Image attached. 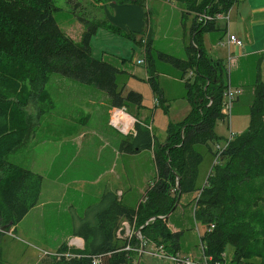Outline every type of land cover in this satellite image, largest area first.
Wrapping results in <instances>:
<instances>
[{
	"label": "trees",
	"instance_id": "1",
	"mask_svg": "<svg viewBox=\"0 0 264 264\" xmlns=\"http://www.w3.org/2000/svg\"><path fill=\"white\" fill-rule=\"evenodd\" d=\"M66 1L73 12L85 10L84 17L74 14L84 27L79 41L59 26L53 12L62 8L55 5V0H0V224L3 228L18 224L38 202L43 176L10 162L7 157L23 143L28 129L25 108L32 94L43 90L50 74L104 92L114 108L143 107L142 94L125 91L128 72L103 58L104 55L99 59L93 57L91 48L92 37L99 28L137 40L135 34L96 15L103 0ZM114 1L118 5H143L144 0ZM177 1L194 15L189 43L184 49L186 59L156 52L159 60L179 71V79L184 81L183 99L190 103V110L183 119L169 123L163 143L156 140L149 126L137 120L134 133L123 138L118 146L123 154L153 151L154 183L146 189L137 208L126 205L116 193L106 189L100 200L75 221L73 235L83 239V247L63 242L38 264H134L136 252L127 250L126 246L136 248L132 244L137 241L132 237L119 240L116 236L122 218L137 224L147 223L141 228L144 238L162 245L169 254L181 253L184 230L179 227L178 231H172L164 217L174 212L182 195L196 193L193 217L204 227L199 236L204 254L214 261L227 262L226 247L231 245V264H264V78L257 77L250 85L233 87L226 78L223 60L214 59L205 51L203 36L216 31L223 35L227 29L215 27L216 18L209 21L199 18L204 14L228 12L236 0ZM145 36L138 43L142 45ZM150 47L148 42L145 49L151 73L148 82L163 105ZM189 72L192 74L185 79ZM123 77L126 81L120 84ZM243 86L248 88L247 99ZM229 87L241 89L234 104L243 103L248 124L241 133L233 132L219 163L210 165L206 181L201 184V165L206 157L213 158L214 143L222 140L215 128L219 120L225 122L223 98Z\"/></svg>",
	"mask_w": 264,
	"mask_h": 264
},
{
	"label": "rangeland",
	"instance_id": "2",
	"mask_svg": "<svg viewBox=\"0 0 264 264\" xmlns=\"http://www.w3.org/2000/svg\"><path fill=\"white\" fill-rule=\"evenodd\" d=\"M108 1L103 0V3L108 6ZM112 1L116 3L114 0ZM240 1L236 0L237 4H239V13L244 17L251 15L252 5L264 3V0H245L244 3ZM68 2L66 0H55V5L62 8V10L53 12V15L59 26L74 40L79 41L84 27L74 14L78 15V17H84L85 10L80 9L73 12L71 6L67 4ZM130 4L140 7L143 10L142 17L145 19V22L147 21L145 29L141 34L133 31L137 40L119 35L105 28H99L92 37L91 48L93 57L99 59L105 55L106 59L117 63L120 68L128 72L129 77L125 91L133 90L142 94L143 107L141 109L134 106L120 109L114 108L111 106L104 92L70 80L62 75L50 74L43 90L35 91L25 108L28 122L27 134L21 146L8 155L7 159L10 162L18 165L24 162L28 163L29 167L42 173L43 179L48 183L55 181L61 184L70 183L71 181L74 183H87L95 188L92 192L97 195L99 187L103 183L110 181L109 174H106L105 178L97 182L98 178L93 177L97 171L93 170L91 172L88 168H82L81 173L85 175L82 177L80 172L67 167L68 164L70 165L74 162V155L78 156L79 153L87 152L88 148L85 158H89V156L98 157L97 147L100 143L102 142L106 145V141L114 138L119 146L123 138L134 132V124L137 120H142L147 126L151 125L150 129L157 136L155 137L156 140L163 143L167 136L169 123L171 121L177 122L188 114L191 106L186 99H183L185 90L183 83L181 84L178 78V71L169 63L159 60L156 51L170 53L179 58L185 57L184 49L189 43V33L194 15L189 13L185 5L177 0H144L143 5ZM231 7L228 9V12L219 13L216 20L225 19L229 26L228 29L230 28L231 32L240 35L239 37L250 55L248 60L242 63L234 61L229 67L226 61L227 54L225 48L216 45L218 40L223 42L226 40V33L223 35L222 32L213 33L216 36L214 38L216 39L215 42L211 40L213 43L206 36H203L204 46L208 54L215 45V49L218 52L216 54L217 58L220 57L223 60L225 65L223 69L225 68L224 72L227 74L226 78L231 80L233 87L235 85L246 86L252 84L257 77L264 78V22L259 20L261 19V16H259L258 20L260 22L255 24L250 25V21L246 24H236L237 8L235 7L232 10L231 17L229 14ZM108 10L111 14H114L110 7H108ZM102 11L103 9H101L99 14L96 12V15L106 17L107 15L102 13ZM225 20L219 21L217 26L220 28L226 27ZM143 36L145 38L144 41L141 40V45L140 42L138 43V39L140 37L143 38ZM148 42L152 47L150 49L153 57L152 62L157 74L155 78L162 92L161 100H164L162 102L163 105L160 104L159 97L154 94L148 82L151 74L148 72V61L145 55ZM117 58L120 60L124 59L125 62L121 63ZM137 60H144L145 63L142 65L137 64ZM125 81L126 78L123 77L120 84L125 83ZM244 86L243 89L246 91L248 88ZM243 93L244 98L247 99L249 92ZM154 97L158 100V103H154ZM116 110H121L119 112L123 111L133 120L132 126L130 125L131 128L129 129L130 126L128 127L129 130L121 127L123 130L121 133L118 129L107 125V122L110 121ZM243 113V103L241 101L235 102L229 126L228 118L225 119V122L222 120L217 122L215 131L218 135L222 136V140L229 136L230 129L235 133L244 131L249 117ZM117 115L118 113H116V117ZM144 116H147L146 119L143 118ZM66 131L70 132V134H65ZM94 131L99 132L98 137L83 136L82 138L80 136ZM126 131L128 132L126 133ZM71 134H74V137ZM152 157L153 151L151 153L144 152L138 158L126 159L129 166H126L125 169H129V171L125 175L121 174L119 179H116L115 176L112 177V181L116 183L118 181V185L120 186V188L115 187V189L114 186L116 184H113V188L116 191L120 190L121 193L128 192L123 197V200L128 198L129 200L134 199L136 201L142 192L140 186L144 184V193L148 185L154 183L156 166L154 157ZM85 158L76 159L75 164L83 163ZM212 161L213 158L208 156L201 165V184L206 181V176L211 170L210 165L212 167ZM93 162L97 161L94 160ZM79 167L83 166L79 165ZM88 175L90 178L87 177ZM130 179L135 189H132V184L129 183ZM134 190L139 197L131 195L135 192ZM197 195L198 193L182 195L174 212L166 218L168 220V228L170 227L171 229V226L177 229L179 227L183 228L181 254L191 258H197L200 255L199 236L204 231L202 224L197 222L193 217V198ZM125 201L123 202L126 205L131 206L127 204V200ZM44 212L35 209L23 218L22 222L20 221L16 224V228L12 231L10 230L12 226L3 228L0 224V264H38L47 253H54L59 244L63 242H75L78 244V240H76L79 239L78 237L68 238L66 235L58 233L59 229L56 228V220L50 206L46 207ZM127 221L130 222L129 220ZM145 224L147 223L137 224L135 222V225L130 228L131 233L136 232L137 236L142 238L141 243H139L140 239L137 242L138 244L133 242L132 246L137 245L136 248L131 247V245H128L126 248L136 252L134 264H136V260L139 258L141 245L146 239L144 238V233H141V228ZM120 226L121 221L119 223ZM132 239L136 241L135 236ZM79 240L81 242V239ZM146 240L150 244L145 248L143 246V250L148 251L146 248L152 247L151 253L153 249L159 246L158 244H154L153 241ZM232 255L233 247L228 245L226 247L227 264H231ZM157 257L168 261L167 264H175L160 256Z\"/></svg>",
	"mask_w": 264,
	"mask_h": 264
},
{
	"label": "crops",
	"instance_id": "3",
	"mask_svg": "<svg viewBox=\"0 0 264 264\" xmlns=\"http://www.w3.org/2000/svg\"><path fill=\"white\" fill-rule=\"evenodd\" d=\"M240 2L244 3L245 0H241ZM237 3L238 2H236L231 7V9L229 10V14L232 17V10L235 7L237 8V14L238 15H237L236 24H239V25L240 24H246L250 21L249 24L252 25V24H255L257 22H260L259 20L264 22L263 21L264 20L263 19L264 18V3H258L256 5H252L251 15L247 16V17H244L241 13H239V6H238L239 4H237ZM108 7H110L112 9L114 14L110 13V11L108 10ZM102 9H103L102 13L107 15L106 17L108 18V20L111 21L112 23L116 24L117 26H119L125 32L135 31V32H138L139 34H141L143 32V30L145 29L146 22H145V19L142 17L143 16V10L136 5H133V4L118 5V4L114 3L112 0H109L108 6L105 5V3L102 4ZM146 13H147V10H146ZM259 16H261V19H259ZM223 20H221V19H219L218 21L216 20V22L214 24L215 27L220 28L217 26V23L219 21H223ZM225 23H226V20H225ZM226 26H227V23H226ZM223 28H226V27H223ZM228 31L230 34L237 36L241 40V38L239 37L240 36L239 34L237 35L234 32H231L230 28L228 29ZM213 33H215V32L206 33L204 36H206L209 41L214 40V42H215L216 39H214V38H216V36ZM217 35L219 36V34H217ZM249 37H250V35H249ZM216 45H220V46L224 47L226 54H227L228 47H229V50L234 55V60L231 63H233L234 61H237L239 63H242L243 61L246 62L250 56L249 53L246 51L244 43L242 46H236L235 44H231L228 46L227 45V38H226V40L224 42L218 40L216 42ZM144 53H145V51H144ZM216 54H218V52L215 49V45H214V47L212 48V51H210V53H208V55L214 59H220V57L217 58ZM171 55H173V54H171ZM103 58H106L105 55ZM180 58L186 59L185 57H180ZM144 63H145V61H144ZM142 64H140V65H142ZM146 66H147V64H146ZM176 71H178V70H176ZM178 74H179V71H178ZM189 76H190L189 73H187L185 75V79H187ZM179 77L180 76L178 75V78ZM179 80H180L181 84L184 82L181 79H179ZM155 101H156V98L154 97V103H157ZM146 117L147 116H144L143 118L146 119ZM138 121L141 123H144L142 120H138ZM104 124L106 125V123H104ZM107 125L111 126L114 129H118V128L112 126L110 121L107 122ZM100 131H101V129H100ZM118 131L121 132L122 130L118 129ZM66 133L70 134V132H68V131H66L65 134ZM71 135L74 137V134H71ZM98 135H99V132L94 131L92 133L88 132V133H85L84 135H80V136L83 138V136L98 137ZM117 146L118 145H117V141L115 138L110 140V141L109 140L106 141V145H104L101 142L100 145L97 147L98 157L89 156V158H85L86 153L88 152V148H87V152L85 151V152L79 153L78 156H75V155L73 156L74 162L72 164L69 165L67 163L68 168H70L71 170H75V171L80 172V175L82 177L85 176L81 173L82 168H88L91 172L93 170L97 171V173L93 176L94 178L95 177L98 178L97 182L100 179L105 178L106 174H109L110 181L103 183L99 187L97 195L92 192L95 188L93 186L87 184V183H74L72 181L70 183H65V184H61V183H58L56 181L52 182V183H48V182H46L45 179H43L41 189H40L39 198H38V202L33 208L30 209V211L27 213V215H29L35 209L44 212L46 207L50 206V208H52V210H53L52 213L54 214V219L56 220V223H55L56 228L59 229L58 233L60 235H66L68 238H72V237H76L73 235V229L75 226V221L78 218L83 217L84 212L87 208L96 204L100 200L102 193L106 189L116 193V195H118V198L122 202L127 200V204L131 205L130 207L137 208V206H138L139 202L141 201L144 193L146 192L145 191L143 193V187H145V186H143L144 184H142V186H140L142 189V192H141L142 195L139 194L140 197L138 195H136L135 190H134L135 192L131 194V195H133V197H137V196L139 197V198H137L136 201L134 199L129 200L128 198H125L123 200V197H125V194H127L128 192L127 193L126 192L121 193L120 190L116 191L115 187L120 188V186L118 185V181H117V183L115 181H112V177L115 176L116 179H119L121 174L125 175L126 172L129 171V169L128 170L125 169L126 166H129L128 161H126V159L138 158L139 155L143 154L144 152H150L151 153L152 151L146 150V151H142L141 153H138V154H123V153L118 151ZM11 153H9V155ZM82 158H85L83 163L75 164L76 159H82ZM114 159H116V161H114ZM94 160H96L97 162H93ZM79 165H82L83 167H79ZM20 166L25 167L29 170L34 171V172L40 173L39 171L29 167L28 163H26V162L20 163ZM40 174H42V173H40ZM87 177L90 178L89 175ZM129 183L132 184L131 179L129 180ZM113 184H116V186H114L115 189L113 188ZM150 184L152 185V183H150ZM149 185H148V187H149ZM131 187H132V189H135L133 187V184L131 185ZM134 225H135L134 221L128 222L126 220V218H122L121 226L118 228L117 233H116L117 238L119 240H127V239L135 236L137 242L139 239H142V238H139V236H137L136 232L131 233L130 228H131V226H134ZM16 226L17 225L12 226L10 230L12 231L13 229L16 228ZM133 228L135 229V227H133ZM171 230L172 231H178L179 229L175 228L174 226H171ZM121 232H123V233H121ZM78 238H80V237H78ZM80 239L82 241V247H83L84 241L82 238H80ZM142 242H143V240H142ZM144 242L146 243V245ZM144 242L141 245V249L143 248V246L145 248L146 246H148L150 244V243H147L145 240H144ZM68 243L69 242H67V244ZM139 243H140V240H139ZM59 245H61V244H59ZM126 248H127V246H126ZM146 249H148V251L143 250V249L141 250L142 256H141L139 264H167L168 263V261L162 260V259L158 258L156 255L151 254L150 251L152 250V247H149ZM154 250L155 249H153V251ZM137 261H138V258L136 260V264H137ZM164 261H166V262H164Z\"/></svg>",
	"mask_w": 264,
	"mask_h": 264
},
{
	"label": "built area",
	"instance_id": "4",
	"mask_svg": "<svg viewBox=\"0 0 264 264\" xmlns=\"http://www.w3.org/2000/svg\"><path fill=\"white\" fill-rule=\"evenodd\" d=\"M218 15H219V13H216L214 16H209V15L204 14L203 16H201L199 18V20L201 21L204 19L205 21H209L213 18L218 19L217 18ZM221 19H223V18H221ZM226 23H227V21H226ZM228 27L229 26L227 23V26H226V29H227V31H226L227 45L229 46L231 44H235L236 46H242L243 45L242 41L237 36L230 34L228 31ZM233 60H234V55L232 54V52L229 50V47H228L226 61L229 64V67H230L231 62ZM142 63H144V60H137V64H142ZM191 74H192V72H189V75H191ZM240 93H241V89H235V88H231V87H229L228 90H226L224 93L222 112L226 116L225 119L228 118V124L230 123V118L232 115L234 100ZM156 102H157V100H156ZM119 111H121V110L115 111V113L111 117L110 123L112 126L122 130V128H121L122 126L115 122V114L118 113ZM127 132L128 131H126V133ZM232 135H233V132L230 129V134L228 137H226L224 140H222L220 142L214 143V147H213L214 156H213L212 165H216L219 163L220 155L223 152V150L226 148V146L228 145ZM213 227H214L213 225L210 226L211 229ZM76 240L80 241L79 239H76ZM68 245L76 247V248H82V242L80 244L79 243L76 244L75 242H70V243H68ZM199 249H200V255L197 256V258H191V257L185 256L181 253L169 254L164 250L162 245L157 246L155 248V250L153 252H151V254L156 255V256H160V257L167 259V260H170L175 264H227L226 261H214V260H212L211 257L206 256L204 254L203 245L201 243L199 245ZM223 257H225V255H223Z\"/></svg>",
	"mask_w": 264,
	"mask_h": 264
},
{
	"label": "bare ground",
	"instance_id": "5",
	"mask_svg": "<svg viewBox=\"0 0 264 264\" xmlns=\"http://www.w3.org/2000/svg\"><path fill=\"white\" fill-rule=\"evenodd\" d=\"M115 117H116V114H115ZM115 122L118 123V124H121V126L124 127L125 129H128V127L130 125L132 126L131 123L133 122V120L131 119V117L129 115L125 114L122 111V112H118V115L116 117ZM77 243H81V242L80 241H77Z\"/></svg>",
	"mask_w": 264,
	"mask_h": 264
},
{
	"label": "water",
	"instance_id": "6",
	"mask_svg": "<svg viewBox=\"0 0 264 264\" xmlns=\"http://www.w3.org/2000/svg\"><path fill=\"white\" fill-rule=\"evenodd\" d=\"M178 203V202H177ZM177 205V204H176ZM172 213V211H170L164 218L166 219L170 214ZM140 243H141V239H140ZM141 248H140V254H139V258H138V261H137V264L140 263V259H141Z\"/></svg>",
	"mask_w": 264,
	"mask_h": 264
},
{
	"label": "clouds",
	"instance_id": "7",
	"mask_svg": "<svg viewBox=\"0 0 264 264\" xmlns=\"http://www.w3.org/2000/svg\"><path fill=\"white\" fill-rule=\"evenodd\" d=\"M80 239V238H79ZM82 242V241H81Z\"/></svg>",
	"mask_w": 264,
	"mask_h": 264
}]
</instances>
